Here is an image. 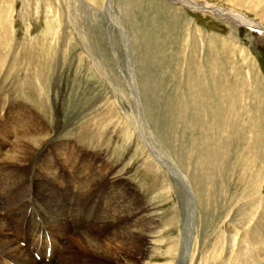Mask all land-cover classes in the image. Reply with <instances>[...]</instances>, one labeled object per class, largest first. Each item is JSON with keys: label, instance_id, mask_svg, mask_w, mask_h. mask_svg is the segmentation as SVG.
Wrapping results in <instances>:
<instances>
[{"label": "rangeland", "instance_id": "obj_1", "mask_svg": "<svg viewBox=\"0 0 264 264\" xmlns=\"http://www.w3.org/2000/svg\"><path fill=\"white\" fill-rule=\"evenodd\" d=\"M196 1L264 27V0ZM198 10L178 0H0V177L26 117L40 145L71 150L37 163V182L67 218L31 195L11 216L0 207V239L15 241L35 215L46 227L77 218L76 231L104 217L103 187L79 201L91 169L78 175L62 162L89 153L114 172L128 165L116 176L153 226L135 233L148 242L135 236L141 252L98 264H264V32ZM66 245L46 263L95 261L76 235Z\"/></svg>", "mask_w": 264, "mask_h": 264}, {"label": "bare ground", "instance_id": "obj_2", "mask_svg": "<svg viewBox=\"0 0 264 264\" xmlns=\"http://www.w3.org/2000/svg\"><path fill=\"white\" fill-rule=\"evenodd\" d=\"M169 1L172 2L173 0ZM178 1L184 6L192 9L197 8L202 12L209 11L217 16L220 20L222 19L227 22L234 20L235 22H237V24H243L251 28L256 26L254 29H258L264 32V27H262L261 24H259L258 22H254L253 20L237 12L235 13L231 9H226L224 7L218 8L207 3L202 4L196 0ZM108 116L111 117L114 115L108 114ZM26 118L28 119V117ZM27 119H25L24 122H21L20 126L18 125L20 131L19 133H21V136H23L25 139L19 140V142L16 143L17 146L14 149L10 150V153L5 154L6 156L1 163V166L5 165V163L6 165L10 163L12 165L10 166V168L8 166H5L6 169L0 177V183H2L0 185V192H2L3 195L6 196V203H4V205H2L3 202L0 198V207L6 209L8 216H11L15 214V211L12 210L11 206L24 201L29 197V203L30 201L35 202V200L31 197V195H34L47 204L48 210L50 212L53 211L56 213L58 212L61 214H65V218H67V209H65L64 211L58 205V196L55 197L51 193H49L48 196L42 184L37 182V172H44V170H40V168L37 166V163L41 161V158L45 155H49L56 151H62L63 153L69 154L71 150L59 148L57 150H52L53 152H51L47 149L46 144L40 145L41 137L40 139H37L36 131H34V133L27 132V130H32L31 121H27ZM122 119L124 120L125 118ZM141 124L143 125V123ZM122 126L125 128V130L128 127L127 124H124ZM142 130L144 131V129ZM37 145L40 146L37 147ZM11 148H13V146H11ZM86 156L88 157V159H85V161L83 160L84 158L82 159L81 157H78L76 155L67 157L66 159L70 161V165L68 164L67 160H62V162L67 165L69 169H73L74 171L78 172V175H82L86 173L88 169H91L88 171L87 177L83 179L81 183L84 194L79 197V201L84 200V198H86L88 194L92 193V191L96 188L100 186L103 187L105 195H107L106 209L108 211L106 212V214L108 220L103 221L106 214L104 215V217L101 214L99 218L93 215L91 216V222L81 225L80 230L76 231L75 226L77 224V218L70 219L69 223L67 224H63L60 221L54 222V220L52 219V226L46 227L44 225V221L40 220L39 217L35 215L34 219H32L33 224H25L22 227V230L17 233V239L15 241L9 238V234L5 237L6 239L1 237L2 239H0V255L14 259V261L0 256V264H47L46 262H53L54 260L58 261L61 250L65 251L66 249H69V242L66 246H64V242L68 240V237L71 238L73 234L76 235L77 238L79 237V241L83 242L85 246L90 248V250L96 254V256L94 255L95 263L92 259V264H98L100 256H110V253L116 254V257H118V259L122 258L123 261H126L128 260L126 259L127 252L133 250L141 252L140 248H143L144 244H147L148 242H144L145 240L135 233H140L142 235L144 234L146 236V234L151 231L153 226L148 223L150 220V215L147 214V209H145L146 207L144 208L142 204L136 202L135 198H133V194H131L129 188L126 187V183H124L123 180L120 179V175L116 176V173L118 172H126L129 168L128 165L124 167L122 165L121 167H119V170L121 171L118 170L114 172L116 168L109 166L106 161H104V163H99V161L94 162L93 157H91L89 153H87ZM72 160H75V163ZM23 167H26V170ZM21 170H25V172L22 173ZM51 180L57 182L60 190H62L63 192L69 190V187L65 185L63 181L59 177H57L56 174L52 175ZM105 181H107V184L105 183ZM70 191L71 195L73 192V187H71ZM11 195L14 196L11 197V201H9ZM69 198L67 199V202H69ZM77 203L78 199L76 201V204ZM189 204L190 202L186 203L187 207L189 206ZM26 209L27 203L25 205V211ZM138 210H141L144 215L140 216L139 219H134L132 226L129 227L128 223L131 221V218L129 217L131 215H134V213H137ZM119 218H121V220L123 219V223L117 226L115 224L117 219ZM80 221H83V218H81ZM39 226L40 230L38 228ZM4 229L5 226L0 220V236L5 232ZM75 231L78 233H76ZM7 233L8 231L6 232V234ZM68 233L71 235H69ZM135 236L138 239L143 240L144 244H140V240H134ZM64 237L66 238L63 242ZM34 254L36 255L35 257ZM40 257L42 258V262L38 261L41 259ZM69 257L70 254H67V256L65 257L66 262L71 260V258ZM84 259L86 263H89L91 261L88 258Z\"/></svg>", "mask_w": 264, "mask_h": 264}]
</instances>
